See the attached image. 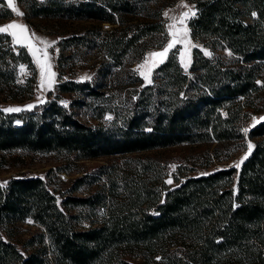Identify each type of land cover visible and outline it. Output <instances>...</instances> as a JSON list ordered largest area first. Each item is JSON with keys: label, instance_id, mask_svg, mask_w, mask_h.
Masks as SVG:
<instances>
[{"label": "trees", "instance_id": "1", "mask_svg": "<svg viewBox=\"0 0 264 264\" xmlns=\"http://www.w3.org/2000/svg\"><path fill=\"white\" fill-rule=\"evenodd\" d=\"M192 1L191 34L212 53L194 45L186 70L171 50L140 85L142 76L125 60L164 31L165 0H31L35 15L92 19L59 43L95 47L104 56L92 78L57 81L54 97L43 103L23 111L0 107V150L65 149L87 157L242 138L243 122L264 108V0ZM12 13L0 0V17ZM105 20L113 24L104 27ZM9 37L0 32V83L24 88L28 82L16 81L15 65L33 60ZM61 51L59 62L70 56ZM112 81L126 86L109 88ZM67 91H77L72 104L60 101ZM73 105L90 108L92 120ZM248 134L258 138L240 167L197 171V162L179 164L174 183L149 159L79 175L76 186L105 179L94 191L61 200L44 176L11 177L0 184V264H264V118ZM28 217L39 224L37 232L13 238ZM19 243L32 246L25 252Z\"/></svg>", "mask_w": 264, "mask_h": 264}, {"label": "rangeland", "instance_id": "2", "mask_svg": "<svg viewBox=\"0 0 264 264\" xmlns=\"http://www.w3.org/2000/svg\"><path fill=\"white\" fill-rule=\"evenodd\" d=\"M7 6V0H5ZM31 0H12V15L0 17V28L9 24L24 25L27 33L23 34L30 39H23L17 43L12 35L9 34V40L17 49L24 45L31 54L33 63L24 59H18L15 65V77L17 82L27 83L24 88L12 86L6 83H0V107L8 109H19L23 111L32 108L36 104L43 103L54 97L56 83L61 79H90L95 73L97 66L103 59V52L95 47L89 46H70L62 49L59 40L73 32H83L92 25L90 18H66L53 17L46 15H35L29 10ZM162 7V16L165 29L162 32L149 35L151 42L140 56H128L124 67L130 66L137 74L142 76V82H150L154 68L163 61L171 50H175L180 62L186 70L193 58V46L200 45L208 54L212 53L210 46L203 40L195 38L191 34L189 18L184 23L179 22L183 12H196L195 2L192 0H165ZM186 4L187 7H182ZM15 9V10H14ZM18 13H22L19 15ZM168 13L167 16L164 14ZM113 23L105 20L104 27H110ZM116 24V23H114ZM170 25L173 27L170 29ZM181 31H177V30ZM19 32L18 29H9L7 32ZM174 42V43H173ZM169 43L173 47L168 49L164 56H152V53H162ZM62 50V51H61ZM70 56H62L63 62H59V53ZM43 66V71H42ZM125 69V68H124ZM120 69V79L127 74V69ZM54 73L55 75H51ZM121 87L126 84L122 81H112L109 88ZM77 91H67L61 93L60 101L69 104L73 103ZM79 117L83 120H92L91 109L85 106H75ZM264 118V108L251 113L250 117L243 122V130L247 129ZM15 121L19 122V118ZM257 136H250L248 131L243 133L239 139L201 140V141H180L170 145L155 146L133 150L126 153H104L95 156H78L73 151L65 149H31L26 147H17L0 150V184L5 185L13 176L41 175L44 176L49 186L56 193L58 200H61L67 193L85 194L94 191L102 186L105 177L94 178V181H83L80 185H75V178L79 175L98 173L100 168H106L111 163L122 164L126 159L132 164L135 160L149 159L158 162L163 170L165 180L175 182L174 172L179 164H193L197 162L196 170L205 171L217 166L241 165V161L248 155L249 143L254 146ZM253 148V147H252ZM252 150V149H251ZM210 157V158H208ZM132 159V160H131ZM209 162L208 165L200 163ZM238 173L235 176L234 186L236 187ZM76 186V187H74ZM72 211L77 210V206H70ZM31 221V222H29ZM88 223V220L85 221ZM39 224L31 217L23 220L12 235L13 238L24 239L30 234L37 232ZM34 244H37L35 242ZM33 244V245H34ZM18 246L22 249L31 246ZM27 249H24L27 252ZM51 264H56L51 262Z\"/></svg>", "mask_w": 264, "mask_h": 264}, {"label": "snow or ice", "instance_id": "3", "mask_svg": "<svg viewBox=\"0 0 264 264\" xmlns=\"http://www.w3.org/2000/svg\"><path fill=\"white\" fill-rule=\"evenodd\" d=\"M7 3H8L9 6H12V0H7ZM181 6L182 7H187L186 4H182ZM18 14L22 15V13H18ZM195 14L196 13L194 11H192V9H189V11L183 12L182 16L179 18V22L180 23H184V21L187 18H189L190 15L191 16H195ZM164 15L167 16L168 13H165ZM253 15H255V13H253ZM169 27L171 29L173 26L170 25ZM9 29H18L19 30V32L12 31V32L9 33L10 35L13 36V38L16 40L17 43L21 42V37L22 36H23V39H30L28 36L23 35V34L27 33V28L24 25H19V24H15V23L9 24V25H7V26H5L3 28H0V32H7ZM177 31H181V30L178 29ZM173 43H169L168 46L164 49V52H162V53H152L151 55L152 56H164L167 53L168 49L173 47ZM42 71H43V66H42ZM51 75L54 76L55 74L52 73ZM7 111H19V109H8ZM244 131L247 132L248 130L245 129ZM252 147H253V145L249 143V145H248L249 151H251ZM242 162L243 161H241V163ZM236 167H239V165H236ZM168 183H171V181H168ZM29 222H31V221H29Z\"/></svg>", "mask_w": 264, "mask_h": 264}]
</instances>
